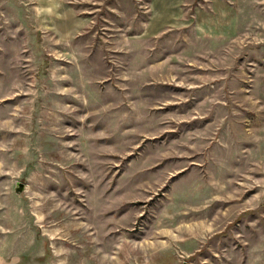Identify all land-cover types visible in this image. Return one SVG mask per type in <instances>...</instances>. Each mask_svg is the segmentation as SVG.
<instances>
[{
    "label": "rangeland",
    "instance_id": "374dc122",
    "mask_svg": "<svg viewBox=\"0 0 264 264\" xmlns=\"http://www.w3.org/2000/svg\"><path fill=\"white\" fill-rule=\"evenodd\" d=\"M185 263L264 264V0H0V264Z\"/></svg>",
    "mask_w": 264,
    "mask_h": 264
},
{
    "label": "water",
    "instance_id": "95a60500",
    "mask_svg": "<svg viewBox=\"0 0 264 264\" xmlns=\"http://www.w3.org/2000/svg\"><path fill=\"white\" fill-rule=\"evenodd\" d=\"M24 184L23 183H21V182H18L17 183V187H16V192L19 194V195H21V193L23 192V190H24ZM185 264H187V263H185Z\"/></svg>",
    "mask_w": 264,
    "mask_h": 264
}]
</instances>
